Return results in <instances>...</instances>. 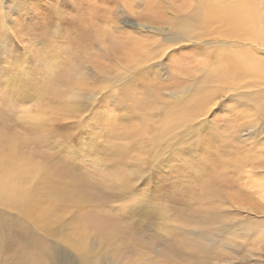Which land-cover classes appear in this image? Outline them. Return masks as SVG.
Returning a JSON list of instances; mask_svg holds the SVG:
<instances>
[{"label": "rangeland", "instance_id": "374dc122", "mask_svg": "<svg viewBox=\"0 0 264 264\" xmlns=\"http://www.w3.org/2000/svg\"><path fill=\"white\" fill-rule=\"evenodd\" d=\"M244 2L0 0V264H264Z\"/></svg>", "mask_w": 264, "mask_h": 264}, {"label": "bare ground", "instance_id": "6f19581e", "mask_svg": "<svg viewBox=\"0 0 264 264\" xmlns=\"http://www.w3.org/2000/svg\"><path fill=\"white\" fill-rule=\"evenodd\" d=\"M245 2L244 0H241V4L238 6L237 9L233 10L232 12H229L226 10L225 8H222V10L220 12H222L223 14V20L227 23H229L230 25H232L233 27H237L240 26L242 21H243V26L244 29L246 30V26L248 25V19H249V12L250 10L247 9V7L244 6ZM219 12V13H220ZM226 16V17H225ZM240 24V25H239ZM255 30V29H254ZM237 54V53H236ZM253 61L257 62V66L253 67ZM246 67V66H245ZM243 67V68H245ZM261 68V62L257 59H255V57L253 56L250 63L247 65L246 69L250 70V75H254L253 73L256 70H259ZM240 75L243 74V70L239 72ZM238 74V75H239ZM239 75V76H240ZM18 193V191L16 189H11L10 191H8L4 196L0 197V201L4 200L6 201V199L10 196H14Z\"/></svg>", "mask_w": 264, "mask_h": 264}]
</instances>
